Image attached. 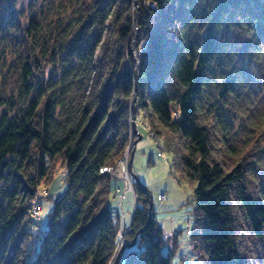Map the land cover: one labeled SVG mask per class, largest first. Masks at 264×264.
Returning <instances> with one entry per match:
<instances>
[{
  "label": "trees",
  "instance_id": "obj_1",
  "mask_svg": "<svg viewBox=\"0 0 264 264\" xmlns=\"http://www.w3.org/2000/svg\"><path fill=\"white\" fill-rule=\"evenodd\" d=\"M38 1L0 0V264H110L121 226L107 172L134 96L171 175L196 186L199 264H264V0ZM60 164L67 189L41 236L34 202ZM134 186L126 240L142 232L124 264H173L178 236L162 240Z\"/></svg>",
  "mask_w": 264,
  "mask_h": 264
},
{
  "label": "rangeland",
  "instance_id": "obj_2",
  "mask_svg": "<svg viewBox=\"0 0 264 264\" xmlns=\"http://www.w3.org/2000/svg\"><path fill=\"white\" fill-rule=\"evenodd\" d=\"M38 2H40L41 5L42 0ZM134 33L136 39L139 34L138 29H136ZM134 45L135 40L131 46L133 56H135ZM257 105L261 109H259V111H264V92L259 94ZM133 123H136L138 132L142 135V140L137 143L135 150L134 144L138 140V136L133 133ZM129 124L131 128L129 146L126 153L124 154V157L118 161L117 170H109L107 172L112 178L118 180L115 185L116 190L113 191L110 197V208H112L114 217L118 220L121 226L118 250L115 252L116 254L110 264L115 263V259L125 246L120 247L121 241L122 244L124 241L129 243L126 240L127 234L125 239L121 238V235H123L126 230L127 232L129 231L132 218L135 214L134 208L138 205L136 203L137 194L134 186L136 178L140 181L142 186L151 193L153 211L155 212L162 229V240L166 242L167 238L173 236L175 232L174 235L178 236L179 247L175 252V257L173 258L172 263L199 264L190 242V232L194 226V210L196 207L194 190L196 186L185 181L182 182L171 175V156L162 149L161 140L153 137L145 128L141 117L138 119L137 123L136 119L133 118V114H131ZM129 151L130 154L128 160H131L133 151H135L132 164L133 174L129 172V170L123 172L122 168L119 166L121 160H126ZM66 178L67 168L60 164L54 180L49 185L42 186L37 193L38 199L34 204L40 207V214L38 216L39 219L28 226L32 233L40 232L42 236L44 232L48 230L49 215L54 208V201L57 200L67 189ZM149 217L152 219L151 215ZM130 250L131 249H126L124 251L121 264H124ZM132 250L135 251L137 248ZM163 252L168 254V248L165 247Z\"/></svg>",
  "mask_w": 264,
  "mask_h": 264
},
{
  "label": "water",
  "instance_id": "obj_3",
  "mask_svg": "<svg viewBox=\"0 0 264 264\" xmlns=\"http://www.w3.org/2000/svg\"><path fill=\"white\" fill-rule=\"evenodd\" d=\"M131 54H132V56H133V52H132V50H131ZM135 78H136L135 85H136V87H137V84H138V74H137V70L135 71ZM135 103H136V99H135V96H134V99H133V101H132V111H133V118H134V119H136V105H135ZM132 128H133V133H134V135H138V136H140V137L138 138V140H137V141L135 142V144H134V146L136 147L137 143H138L139 141L142 140V137H141V135H140L139 132H138V129H137L136 123H133ZM134 152H135V151H134ZM134 152H133V154H132V156H131V160H130V172H131L132 174H133V171H132V164H133ZM136 180H138V179H136ZM148 195H149V211H152V210H153V206H152V196H151V193H149V192H148ZM143 230H145V229H143ZM141 232H142V231H141ZM141 232H139V233L136 235V237H135V239H134L133 242H131V243H127V244L124 246V248H122V250L120 251L118 257L115 259V263H114V264H120V263H121L122 255H123V253H124V251H125L126 249H131V248H133V247L136 246L137 241H138V236H139V234H140Z\"/></svg>",
  "mask_w": 264,
  "mask_h": 264
},
{
  "label": "built area",
  "instance_id": "obj_4",
  "mask_svg": "<svg viewBox=\"0 0 264 264\" xmlns=\"http://www.w3.org/2000/svg\"><path fill=\"white\" fill-rule=\"evenodd\" d=\"M129 154H130V151L128 152V154H127V157H126V160H121L120 162H119V166H120V168H122V171L123 172H126V171H128L129 170V172H130V159L128 160V158H129ZM128 173V172H127ZM129 175V174H128ZM129 177H130V175H129ZM135 203V202H134ZM136 204V203H135ZM40 207L39 206H34V208H33V214H34V216H33V218L34 219H38L39 217V214H40ZM134 210H136V208H134ZM125 230V229H124ZM123 230V231H124ZM126 234H127V230L125 231V233H123V235H121V238H124L125 239V236H126ZM124 245H126V242L124 241V243L122 244V241H121V243H120V247L121 246H124Z\"/></svg>",
  "mask_w": 264,
  "mask_h": 264
},
{
  "label": "bare ground",
  "instance_id": "obj_5",
  "mask_svg": "<svg viewBox=\"0 0 264 264\" xmlns=\"http://www.w3.org/2000/svg\"><path fill=\"white\" fill-rule=\"evenodd\" d=\"M141 135V134H140ZM138 136V135H137ZM142 136V135H141Z\"/></svg>",
  "mask_w": 264,
  "mask_h": 264
}]
</instances>
